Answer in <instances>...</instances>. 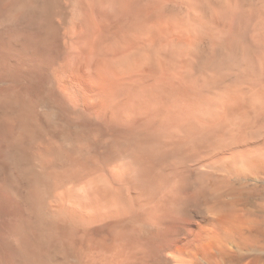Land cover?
Instances as JSON below:
<instances>
[{
  "label": "bare ground",
  "instance_id": "obj_1",
  "mask_svg": "<svg viewBox=\"0 0 264 264\" xmlns=\"http://www.w3.org/2000/svg\"><path fill=\"white\" fill-rule=\"evenodd\" d=\"M237 141L264 152V0H0V264H264V167L200 152ZM149 159L219 178L231 255L149 229Z\"/></svg>",
  "mask_w": 264,
  "mask_h": 264
},
{
  "label": "clouds",
  "instance_id": "obj_2",
  "mask_svg": "<svg viewBox=\"0 0 264 264\" xmlns=\"http://www.w3.org/2000/svg\"><path fill=\"white\" fill-rule=\"evenodd\" d=\"M194 6L198 5V0H193ZM211 7L210 5L208 6ZM197 72L200 66H196ZM244 142H224L215 143L201 147L202 155H209L215 148L217 155L214 159L223 161L225 157L237 160L241 157H248L242 154L241 146ZM192 161H196L198 156L189 155ZM149 162L156 169L162 178L163 194L159 201L147 210L148 227L150 230L161 235L164 242H173L179 245L187 240L189 235H193L191 225L195 224L200 228L196 233V238L206 245L214 246L226 255H231L229 243L225 238L227 229L235 230L237 223L236 208L231 203L225 201L221 195L222 186L219 178L204 179L207 172L193 166L191 163L176 164L170 166L167 170L161 172L157 170L156 165L149 159ZM229 167L231 165L229 164ZM252 167H255L253 163ZM237 175L240 174L238 168L231 169ZM264 191V188L261 189ZM253 197H245L251 200ZM262 220H264V208L257 210ZM179 223L188 226L186 235H180L175 225ZM162 256L166 259L176 261L178 256L173 251H163ZM179 264H210L197 251L192 255L179 256ZM177 262V261H176ZM223 264V261L217 259L211 264Z\"/></svg>",
  "mask_w": 264,
  "mask_h": 264
},
{
  "label": "snow or ice",
  "instance_id": "obj_3",
  "mask_svg": "<svg viewBox=\"0 0 264 264\" xmlns=\"http://www.w3.org/2000/svg\"><path fill=\"white\" fill-rule=\"evenodd\" d=\"M234 162L239 166L240 169L248 172L254 162H259V164L264 167V152L256 153L251 157H241ZM262 182H264V177H262ZM181 258L179 256L176 257L177 264H179Z\"/></svg>",
  "mask_w": 264,
  "mask_h": 264
},
{
  "label": "rangeland",
  "instance_id": "obj_4",
  "mask_svg": "<svg viewBox=\"0 0 264 264\" xmlns=\"http://www.w3.org/2000/svg\"><path fill=\"white\" fill-rule=\"evenodd\" d=\"M251 254H254V253H252V252L251 253H248V255H251ZM263 256H264V253H263Z\"/></svg>",
  "mask_w": 264,
  "mask_h": 264
}]
</instances>
